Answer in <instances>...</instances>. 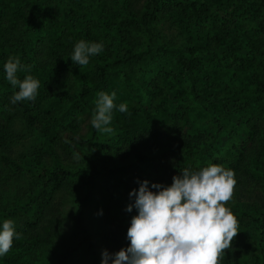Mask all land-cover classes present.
<instances>
[{"label": "rangeland", "instance_id": "rangeland-1", "mask_svg": "<svg viewBox=\"0 0 264 264\" xmlns=\"http://www.w3.org/2000/svg\"><path fill=\"white\" fill-rule=\"evenodd\" d=\"M34 2L36 0H11L13 8L23 9L32 24L15 22L7 36L14 40L9 46L8 58L19 56L15 45L20 33L34 32L30 50L34 67L17 75L22 78L32 75L39 81L38 90L45 88L48 94L27 107L24 102L13 104L11 98L15 91L0 87V104L11 116L10 128L17 134L8 149L0 147V174L15 171L1 162L7 152L22 168L33 167V173L26 170L0 182V227L6 219H11L20 234L19 239L14 236L9 252L0 256V264H59L66 249L77 246L81 234L76 224L80 202L84 205L83 222L92 241L77 246L63 264H101L103 250L111 254L112 249L104 233L105 222L112 211L101 181L110 182L121 201L130 185L142 181L127 170L109 171L108 167L125 161L139 167L149 178L157 176L151 160L173 143L174 135L167 133L171 132L175 115L168 110L173 104L172 95L179 89L186 91L180 101L181 108L174 107L182 124L179 136L189 138L192 143L182 163L191 171L210 164L228 169L230 163L238 159L237 148L245 154L233 197L226 205L239 222V232L234 238L238 247L226 249L220 264H225L226 256H231L233 264H264L256 242L258 220L264 209V38L249 64L230 52L225 37L226 32L236 28L258 29L264 36V0L246 3L237 0L240 5L235 11V22L224 26L228 28L225 33L212 28L207 19H198L191 7L176 0H162V14L152 22L154 41L159 46L180 48L188 53L195 50L200 54L195 72L202 75L198 87L204 92L203 100L192 93L177 52H154L143 61L110 67L108 83L93 87L89 97L96 107L98 92L115 91L114 104L117 105L109 125L114 129L113 134L98 131L87 148L92 154H98L100 161L101 174L94 186L87 178L91 161L72 148L65 132L74 126L85 139L92 137L93 111L83 103L75 108L71 104L79 100L82 85L97 83V57L90 56L86 66L72 61L68 72L56 67L53 52L58 49L53 44L48 24V17L53 16L43 14L44 9L35 7ZM53 2L58 10V21L68 22L67 16L73 9L98 11L100 25L94 28L88 42H102L104 55H110L106 42L114 26L126 33L117 50L119 56L127 52L142 53L150 45V37L141 25V18L150 14V0ZM197 33L207 39L203 47L196 46ZM19 58L21 64L26 65ZM121 103L127 105V112L118 110ZM147 110L154 115L153 119L148 118ZM158 128L162 130L159 140L154 136V129ZM138 152L146 155L144 161L134 160ZM20 202L30 205L20 209L17 207ZM52 217L55 221L51 225ZM36 239L40 241L35 242Z\"/></svg>", "mask_w": 264, "mask_h": 264}, {"label": "trees", "instance_id": "trees-1", "mask_svg": "<svg viewBox=\"0 0 264 264\" xmlns=\"http://www.w3.org/2000/svg\"><path fill=\"white\" fill-rule=\"evenodd\" d=\"M185 6L191 7L194 15L198 19H207L212 28L225 33L224 26L235 22V11L239 7L240 3L237 0H226L227 4H223L224 0H206L201 2L200 0H176ZM246 3L248 0H241ZM199 3L201 5H199ZM162 0H150L149 2V16L146 14L141 18V25L148 33L150 37V45L142 53H125L123 56H119L117 51L121 39L126 38V33L117 26L111 28V34L108 36L106 50L110 55H104L102 52L94 55L97 57L95 64V73L97 76V83L94 86L84 84L80 88L79 100L74 101L71 104L72 108H75L79 103H83L92 111L95 109V106L90 102L89 97L93 91V87H102L108 83V71L113 65L124 64L130 61H143L146 57L153 54L154 52H177L179 59L182 62L184 71L187 73V77L191 83L192 93L199 99L203 100L204 92L198 87L202 79V75H196L195 69L198 67L200 54L195 53V50H191L190 53L183 51L180 48L159 46L154 41L155 31L152 27V22L154 19L160 17L162 14ZM35 7L42 8V13L46 16L50 14L53 17H48V24L51 28L52 41L55 47L58 50H55L53 61L56 63L55 66L59 67L60 70H70L68 67L73 64L71 55L73 52L74 45L81 39L88 41L92 37V32L94 28L100 25V20L98 18V11H81L77 9L71 10L70 14L67 16L68 22L61 20L58 21V10H55L56 4L53 0H36L34 2ZM54 8V10H52ZM214 14L215 16H213ZM213 16V17H212ZM214 18V19H213ZM216 19V20H215ZM28 22L32 24V21L26 14L23 9L13 8L11 5V0H0V87L6 89H12L18 91V87L14 89L10 82L6 79V72L4 70V64L8 60L9 46L14 43L13 38L7 37L10 33L11 28L15 26V22ZM68 25H70L68 27ZM62 31V32H61ZM34 32H21L20 40L16 42V53L22 58L26 65H30L31 69L34 67L31 58V48L32 40L35 35ZM225 37L227 38V46L230 52L235 53L243 62L252 63L255 57V51L259 48V44L264 38L263 34L260 33L258 29H242L236 28L234 31L226 32ZM196 46L200 45L203 47L206 44V40L197 33L195 35ZM21 80V76H18ZM186 91L179 89L175 94L172 95L173 104L168 110V113L175 115L174 122L171 126V132H168L169 135H174L173 143L165 150L161 155L153 158L151 163L157 171V176L155 178H149L148 175L144 174L139 167H133L131 163L121 161L113 166L108 167L110 171L115 170H127L133 176L137 177L141 181L145 179L149 181V187L153 183H170L173 182V176L182 175L183 169H191L182 163V157L185 152L192 146V143L189 138H181L179 136V130L182 128L181 121L175 113L176 109L181 108V103ZM47 92L45 88L37 91V97L35 101H23L24 105L27 107L30 106L32 102H38L42 97H47ZM38 106V104H37ZM176 106V109L174 108ZM147 116L149 119H153L154 115L147 110ZM11 116L8 115L3 109V105L0 104V147L8 149V146L12 141L17 137L11 128ZM72 128L65 132V136L68 139L72 148L80 155L88 158L91 161L92 167L87 172V178L92 186L99 180V175L101 174L100 170V161L98 154H92L88 150V145L90 146L94 141V136L98 131L92 127V137L85 139L82 135L77 133L75 129ZM147 127V126H145ZM161 129H154V136L158 140L162 136ZM237 148V147H236ZM237 160H234L230 163L229 168L234 171V177L236 184L238 183L240 172L242 171V166L244 164L243 150H238L237 148ZM146 155L138 152L135 155V161H144ZM1 162L5 166H11L15 168V171L9 172L7 174H0V182L7 181L12 178L16 173H21L24 171H29L33 173V167L22 168L20 164L15 161V159L10 155V152H7L2 155ZM47 170V169H46ZM101 184L104 185L105 190L107 191L109 200H110V209L111 214L105 222L104 233L105 236L111 242V254L114 255L122 247L125 248V245H129L130 241L127 239V231L131 224V219L133 216L138 214V210L134 206L135 197L129 195L133 189H138L140 182H134L130 187L124 192L122 199L119 200L116 196L113 185L110 182L101 181ZM156 191V189H152ZM129 204L133 205L132 211H127V206ZM30 205L29 202L18 203L17 207L20 209H26ZM83 209L84 205L82 202L79 204V212L76 216V224L81 229V234L77 238V246L83 245L87 242H91V237L87 231V228L83 222ZM55 219L52 217L50 219V224L54 223ZM259 229L257 232L256 242H257V251L261 254L264 262V209L260 213L259 217ZM50 225V226H51ZM40 240L36 239L35 242ZM75 245L69 246L66 251L61 255L58 260L59 264L66 263L72 252L77 248ZM232 247H238V243L235 239L232 242ZM225 264H233L231 256H226Z\"/></svg>", "mask_w": 264, "mask_h": 264}, {"label": "clouds", "instance_id": "clouds-1", "mask_svg": "<svg viewBox=\"0 0 264 264\" xmlns=\"http://www.w3.org/2000/svg\"><path fill=\"white\" fill-rule=\"evenodd\" d=\"M103 48L102 42L81 39L74 45L71 59L78 66H86L90 56ZM30 69V65L21 64L19 56H9L4 64L7 81L14 89L18 87L11 98L13 104L35 101L37 97L39 81L30 74L22 80L17 75ZM115 97V91L97 93L91 125L99 132H114L109 125L117 108ZM118 110L127 112V105L121 103ZM235 185L234 171L219 164L199 171L183 169L182 175L173 176L169 186L153 183L150 188L145 179L129 193L135 197L138 210L127 231L130 244L114 255L103 250L101 264H220L239 232L237 217L226 207ZM132 208L129 204L126 210ZM14 236L20 238L14 221L6 219L0 227V256L12 248Z\"/></svg>", "mask_w": 264, "mask_h": 264}]
</instances>
